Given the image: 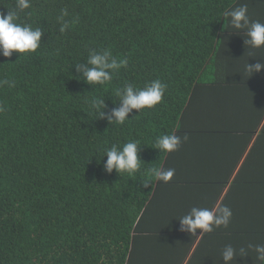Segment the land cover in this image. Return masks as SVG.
<instances>
[{
    "label": "trees",
    "instance_id": "obj_1",
    "mask_svg": "<svg viewBox=\"0 0 264 264\" xmlns=\"http://www.w3.org/2000/svg\"><path fill=\"white\" fill-rule=\"evenodd\" d=\"M240 1L30 0L17 22L43 31L40 47L0 54V79L15 81L0 87V264H133L136 240L159 232L141 224L163 183L148 169H165L170 155L154 149L155 140L187 133L184 118L196 88L223 76L220 47L234 36L247 38L224 15ZM15 4L0 0V13ZM61 9L69 13L64 33ZM92 49H109L128 65L110 83L91 85L77 64L90 67ZM155 79L167 85L158 105L133 109L124 124L109 123L121 106L117 89L143 88ZM96 97L102 116L89 109L87 101ZM130 141L138 143L139 171L106 173L105 150ZM236 162L226 175L218 169L213 177L179 183H215L222 190ZM259 182L264 198V175ZM245 211L264 218V200ZM257 222L237 231H264Z\"/></svg>",
    "mask_w": 264,
    "mask_h": 264
},
{
    "label": "crops",
    "instance_id": "obj_2",
    "mask_svg": "<svg viewBox=\"0 0 264 264\" xmlns=\"http://www.w3.org/2000/svg\"><path fill=\"white\" fill-rule=\"evenodd\" d=\"M245 4L249 20L264 23V0H241L236 8ZM238 29L248 32L243 24ZM237 36L226 39L216 54L224 63L223 76L217 74L211 84L197 87L187 106L188 139L170 153L165 167L175 169L174 175L170 182L156 186L141 223L143 230H158V235L144 234L136 240L133 264H256L259 260L256 249L264 246V231L237 229L251 221H258V230L264 229L263 217L250 218L245 211L260 207L264 200L259 182L264 175V67L246 71L247 66L264 65V46L254 48L247 38ZM234 161L222 190L215 183H179L190 181V176L213 177L218 169L226 175ZM230 203L235 209L227 227L214 226L217 231L207 233L180 231V219L193 207L212 209ZM229 247L233 257L225 261Z\"/></svg>",
    "mask_w": 264,
    "mask_h": 264
},
{
    "label": "clouds",
    "instance_id": "obj_3",
    "mask_svg": "<svg viewBox=\"0 0 264 264\" xmlns=\"http://www.w3.org/2000/svg\"><path fill=\"white\" fill-rule=\"evenodd\" d=\"M30 7V0H16L15 7L8 9L6 15L0 13V54L3 57L9 58L13 52L19 54L34 53L40 47L43 31L40 28H33L31 25L17 22L19 13L24 12ZM247 12L248 8L245 4L230 12L226 11L224 15L231 17V24L235 28H241L242 24L247 26L246 43L254 48H260L264 46V23L250 21ZM68 15L69 13L66 9H61V13L57 17V22L61 25L59 29L61 33H64L70 27L69 22L64 19ZM86 61L90 67L77 64V70L83 71L86 82L91 85H105L110 83L115 74L121 68L127 67L128 65L127 59H117L109 49L89 50ZM262 67L264 65L257 63L247 66L246 71L250 74L252 72H258ZM5 85L9 88L15 87V81L9 80L8 78L0 79V87ZM166 88L167 85L159 79L147 82L143 88H135L130 83L125 84L115 92L121 106L118 109H114L112 116L108 117L109 123H115L117 125L124 124L128 119V114L133 109L139 112L143 109L154 108L162 101ZM87 102L92 112H95L97 115H103L99 111L103 106V101L99 97L92 98ZM4 110L3 107H0V112ZM187 139V134L183 135V137L176 134H163L156 138L153 147L159 152L167 154L176 151L180 144L187 141ZM104 156L107 157L103 165L106 173H111L115 170L117 174L127 173L129 176H132L141 167V160L138 157V143L136 141L126 142L121 147L112 145L105 150ZM174 172L175 169L171 168L161 169L153 167L148 169L147 174L151 179L167 183L172 179ZM144 186L148 187L149 185L144 184ZM231 215V209L227 206L212 209L193 207L189 214L184 215L180 219V231L195 234L196 230L200 229L207 233L211 232L214 226L227 227ZM256 250L259 254L258 259L264 261V246H257ZM232 257L233 250L229 247L224 252L223 259L229 261Z\"/></svg>",
    "mask_w": 264,
    "mask_h": 264
}]
</instances>
